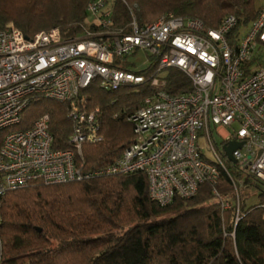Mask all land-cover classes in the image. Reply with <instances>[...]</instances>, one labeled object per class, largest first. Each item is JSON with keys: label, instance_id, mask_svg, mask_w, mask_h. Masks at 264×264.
I'll use <instances>...</instances> for the list:
<instances>
[{"label": "built area", "instance_id": "built-area-1", "mask_svg": "<svg viewBox=\"0 0 264 264\" xmlns=\"http://www.w3.org/2000/svg\"><path fill=\"white\" fill-rule=\"evenodd\" d=\"M87 12V26L73 39L58 29L33 38L12 24L0 30V134L20 125L38 97L68 105L74 126L71 149L65 151L53 149L48 115L29 130L4 135L0 200L39 182L59 185L142 173L151 200L161 207L196 197L208 183L225 210L231 202L215 188L224 172L239 209L245 178L264 184V7L245 26L235 15L206 28L200 20L168 14L145 26L134 18L128 32L112 27L105 0L91 1ZM139 51L153 60L151 66L144 71L125 67L128 56ZM171 69L189 79L192 92L167 91ZM96 81L105 91L149 84L153 93L128 116L135 142L114 163L86 172L83 147L104 140L100 110L91 109L83 94ZM232 142L241 144L232 154L244 177L238 181L225 163L224 147Z\"/></svg>", "mask_w": 264, "mask_h": 264}, {"label": "trees", "instance_id": "trees-1", "mask_svg": "<svg viewBox=\"0 0 264 264\" xmlns=\"http://www.w3.org/2000/svg\"><path fill=\"white\" fill-rule=\"evenodd\" d=\"M91 1L0 0V30L12 24L33 38L58 29L65 39H73L87 26ZM105 1L112 11V27L125 32L134 18L145 26L168 14L200 20L206 28L235 15L245 26L262 9L257 0ZM166 75L171 95L192 92L180 71L171 69ZM152 93L149 84L105 91L97 81L83 92L89 107L100 110L104 137L83 147L84 171L107 167L135 142L128 116ZM44 115L50 118L53 149H71L74 126L68 105L40 97L25 109L22 123L2 132L0 140L9 132L31 129ZM225 163L234 179L244 178L227 158ZM215 188L231 202L230 208H221L208 183L196 197L176 198L161 207L151 200L142 173L59 185L39 182L11 191L0 200L2 264H264V184L246 177L239 209L226 173ZM243 188L248 190L244 197ZM255 197L259 203L251 202Z\"/></svg>", "mask_w": 264, "mask_h": 264}, {"label": "rangeland", "instance_id": "rangeland-1", "mask_svg": "<svg viewBox=\"0 0 264 264\" xmlns=\"http://www.w3.org/2000/svg\"><path fill=\"white\" fill-rule=\"evenodd\" d=\"M256 6L258 8L264 7V0H257ZM153 60L148 58V55L142 51L136 52L134 55H130L127 58L126 64L130 66L135 71H144L149 66H151ZM248 193V190L243 188L242 190V196L246 195ZM252 203H259V199L255 197L251 200Z\"/></svg>", "mask_w": 264, "mask_h": 264}, {"label": "water", "instance_id": "water-1", "mask_svg": "<svg viewBox=\"0 0 264 264\" xmlns=\"http://www.w3.org/2000/svg\"><path fill=\"white\" fill-rule=\"evenodd\" d=\"M241 148V144H237V143H230L228 146L224 147V152L228 158V160L232 163H236V160L234 159V157L232 156L233 152L236 149Z\"/></svg>", "mask_w": 264, "mask_h": 264}]
</instances>
